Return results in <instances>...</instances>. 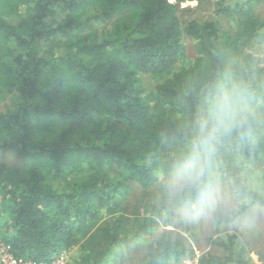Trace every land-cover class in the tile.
<instances>
[{
  "label": "trees",
  "instance_id": "16d2710c",
  "mask_svg": "<svg viewBox=\"0 0 264 264\" xmlns=\"http://www.w3.org/2000/svg\"><path fill=\"white\" fill-rule=\"evenodd\" d=\"M184 1L0 0V152L20 161H0V241L16 256L123 264L135 250L139 264H176L193 254L181 234L159 232L179 221L165 179L222 91L247 123L220 148L236 207L221 205L214 231L264 208V0H220L216 19H181ZM143 75L159 81L149 88ZM209 242L223 252L197 264H264L237 231Z\"/></svg>",
  "mask_w": 264,
  "mask_h": 264
},
{
  "label": "clouds",
  "instance_id": "9594fccd",
  "mask_svg": "<svg viewBox=\"0 0 264 264\" xmlns=\"http://www.w3.org/2000/svg\"><path fill=\"white\" fill-rule=\"evenodd\" d=\"M246 123L239 102L227 91L196 116L165 181V191L177 202L179 213L214 214L220 209L224 202L220 148Z\"/></svg>",
  "mask_w": 264,
  "mask_h": 264
},
{
  "label": "rangeland",
  "instance_id": "374dc122",
  "mask_svg": "<svg viewBox=\"0 0 264 264\" xmlns=\"http://www.w3.org/2000/svg\"><path fill=\"white\" fill-rule=\"evenodd\" d=\"M172 2H176V0H170ZM220 0H188L184 2H180V13L181 19H192V18H217V4ZM234 0H222L223 3H229ZM260 11L264 15V4L261 5ZM187 46V54L189 57L195 56V47L194 43L190 40V38L184 39ZM260 62L264 65V51L260 54ZM143 80L145 84L151 88L158 81L159 78L155 76H144ZM0 161L5 163H10L13 165H18L20 161L16 156L8 152H0ZM251 169L250 182L254 183L256 187L260 186L258 181L261 179L262 174L251 166H248ZM166 180V179H165ZM262 185H264V178L260 181ZM221 189L224 193V202L223 206L227 209V211L232 210L236 207V203L233 196L230 194V189L226 186L221 185ZM139 195L138 187L134 186L127 199L129 200L130 205H135L136 197ZM177 215L179 217V221L164 225L159 229V232L169 231L174 234H181L184 238L188 240L190 244L193 254L183 258L180 262L176 264H197L198 257L207 251L214 252H223L222 248L213 246L209 242V237L214 234L224 235V233L237 231L244 236L245 240H250V255L253 260L257 263H261L259 260V254H263L264 252V208L259 205H252L248 208L244 213H242L233 223L225 224L222 227V230L219 233H215V225L213 224L212 217L214 214H182L177 211ZM190 227L189 230L185 229V227ZM194 237H197L196 239ZM1 242V241H0ZM144 254V251H135L132 250L130 254H128V258L123 261V264H139V259ZM73 256L75 255V251L71 252H63L60 255L56 256L54 260L61 259V264H66L73 260ZM68 261V262H67Z\"/></svg>",
  "mask_w": 264,
  "mask_h": 264
},
{
  "label": "built area",
  "instance_id": "2783aa9c",
  "mask_svg": "<svg viewBox=\"0 0 264 264\" xmlns=\"http://www.w3.org/2000/svg\"><path fill=\"white\" fill-rule=\"evenodd\" d=\"M62 260H53L50 263L35 261L22 256H16L10 244L0 242V264H61Z\"/></svg>",
  "mask_w": 264,
  "mask_h": 264
}]
</instances>
